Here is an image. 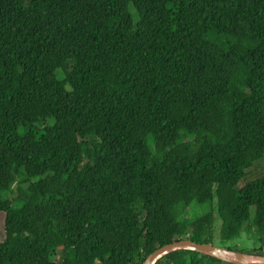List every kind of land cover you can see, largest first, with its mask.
Segmentation results:
<instances>
[{"label":"trees","instance_id":"obj_1","mask_svg":"<svg viewBox=\"0 0 264 264\" xmlns=\"http://www.w3.org/2000/svg\"><path fill=\"white\" fill-rule=\"evenodd\" d=\"M257 162L264 0H0V264L264 257Z\"/></svg>","mask_w":264,"mask_h":264},{"label":"water","instance_id":"obj_2","mask_svg":"<svg viewBox=\"0 0 264 264\" xmlns=\"http://www.w3.org/2000/svg\"><path fill=\"white\" fill-rule=\"evenodd\" d=\"M180 250L197 252L227 264H264L263 256L228 250L210 244L195 243L191 240H176L149 254L142 264H155L163 256Z\"/></svg>","mask_w":264,"mask_h":264},{"label":"rangeland","instance_id":"obj_3","mask_svg":"<svg viewBox=\"0 0 264 264\" xmlns=\"http://www.w3.org/2000/svg\"><path fill=\"white\" fill-rule=\"evenodd\" d=\"M131 12L132 14L134 15V11H133V8H131ZM134 17L136 18V16L134 15ZM248 177L247 179H253L257 176H263L264 175V168H263V163L261 162H257L255 163L249 170H248ZM244 180H242L240 183H239V186L242 187L244 182ZM201 209V208H200ZM204 212V210H196V211H191L188 215L189 218H194L195 216L197 215H201L202 213ZM219 227H220V221L219 220H216L215 222V231L219 230ZM213 243L217 246V245H220L219 243V240L216 238L214 239ZM224 247H227V248H235L237 249L239 252H246L251 249L252 247V243L246 239L245 235L242 234L241 235V238L237 241H233V242H228L224 245Z\"/></svg>","mask_w":264,"mask_h":264}]
</instances>
